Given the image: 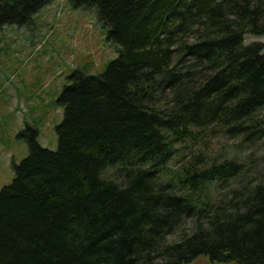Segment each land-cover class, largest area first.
I'll use <instances>...</instances> for the list:
<instances>
[{
	"label": "trees",
	"instance_id": "16d2710c",
	"mask_svg": "<svg viewBox=\"0 0 264 264\" xmlns=\"http://www.w3.org/2000/svg\"><path fill=\"white\" fill-rule=\"evenodd\" d=\"M55 0H0V33ZM118 57L77 69L58 148L0 191V264H264V0H71Z\"/></svg>",
	"mask_w": 264,
	"mask_h": 264
},
{
	"label": "rangeland",
	"instance_id": "374dc122",
	"mask_svg": "<svg viewBox=\"0 0 264 264\" xmlns=\"http://www.w3.org/2000/svg\"><path fill=\"white\" fill-rule=\"evenodd\" d=\"M264 34L245 36V44ZM118 50L93 11L55 0L26 26H6L0 33V191L15 177L14 165L29 154L20 133L38 130L41 146L58 148L56 127L64 115L59 98L77 69L103 73ZM188 264H213L201 257Z\"/></svg>",
	"mask_w": 264,
	"mask_h": 264
}]
</instances>
